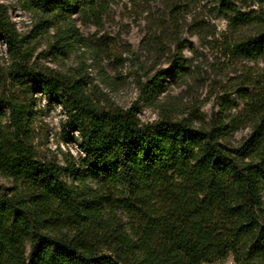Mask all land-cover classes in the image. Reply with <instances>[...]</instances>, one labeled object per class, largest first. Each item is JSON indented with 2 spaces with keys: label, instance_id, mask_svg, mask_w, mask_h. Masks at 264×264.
I'll return each mask as SVG.
<instances>
[{
  "label": "trees",
  "instance_id": "16d2710c",
  "mask_svg": "<svg viewBox=\"0 0 264 264\" xmlns=\"http://www.w3.org/2000/svg\"><path fill=\"white\" fill-rule=\"evenodd\" d=\"M17 1L37 14L42 32L54 30L48 49L58 53L80 40L74 13H98L97 0ZM219 1L231 32L257 27L236 51L264 58V14L244 16ZM0 39L11 78L28 79L31 93L61 106L64 133L83 154L64 166L37 159L25 107L0 99V177L12 181L0 189V264H214L229 256L234 264H264L263 87L240 94L249 130L233 144L227 137L241 120L140 124L134 104L104 110L80 80L28 69L23 38L2 5ZM174 64L183 69L182 50ZM163 82L153 74L138 83L140 95L155 99Z\"/></svg>",
  "mask_w": 264,
  "mask_h": 264
},
{
  "label": "rangeland",
  "instance_id": "374dc122",
  "mask_svg": "<svg viewBox=\"0 0 264 264\" xmlns=\"http://www.w3.org/2000/svg\"><path fill=\"white\" fill-rule=\"evenodd\" d=\"M96 4L95 17L74 13L80 40L58 53L48 49L54 30L42 32L35 12L17 0H0L11 27L23 38L28 69L80 80L98 107L126 109L134 104L140 124L187 119L196 127L216 119L223 123L241 120L227 137L233 144L248 133L249 114L240 94L264 88V58L250 60L234 44L257 27L249 24L231 32L219 0H97ZM227 4L244 16L264 14V1L242 5L227 0ZM179 50L180 71L174 64ZM11 62L0 39V99L25 107L36 158L64 166L71 158L82 157L64 133V110L44 95L31 93L28 79L15 82L10 76ZM157 72L162 74L165 90L155 99H145L138 83ZM70 136L76 137L77 132ZM10 188L12 181L0 177V189ZM214 264L234 263L229 256Z\"/></svg>",
  "mask_w": 264,
  "mask_h": 264
}]
</instances>
